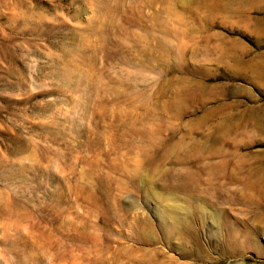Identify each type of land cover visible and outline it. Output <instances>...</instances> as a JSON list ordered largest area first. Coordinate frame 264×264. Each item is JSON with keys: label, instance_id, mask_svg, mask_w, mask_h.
I'll list each match as a JSON object with an SVG mask.
<instances>
[{"label": "rangeland", "instance_id": "obj_1", "mask_svg": "<svg viewBox=\"0 0 264 264\" xmlns=\"http://www.w3.org/2000/svg\"><path fill=\"white\" fill-rule=\"evenodd\" d=\"M0 264H264V0H0Z\"/></svg>", "mask_w": 264, "mask_h": 264}, {"label": "bare ground", "instance_id": "obj_2", "mask_svg": "<svg viewBox=\"0 0 264 264\" xmlns=\"http://www.w3.org/2000/svg\"><path fill=\"white\" fill-rule=\"evenodd\" d=\"M167 211V210H166ZM170 214V213H169ZM169 214H167V216L166 217H168V216H170V218L172 219V224L170 225V227H168V228H177V226H180L182 223H177V221L175 220V218L174 217H172V216H174V215H169ZM167 221V220H166ZM180 222H181V220H180ZM184 223V222H183ZM186 223V222H185ZM167 226H169V225H167ZM167 228V229H168ZM171 231V230H170Z\"/></svg>", "mask_w": 264, "mask_h": 264}]
</instances>
